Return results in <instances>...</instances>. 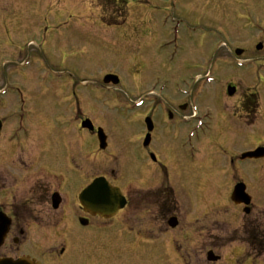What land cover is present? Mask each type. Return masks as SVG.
<instances>
[{"label": "flooded vegetation", "instance_id": "obj_1", "mask_svg": "<svg viewBox=\"0 0 264 264\" xmlns=\"http://www.w3.org/2000/svg\"><path fill=\"white\" fill-rule=\"evenodd\" d=\"M237 2L240 19L249 18L258 30V41L240 47V56H248L246 60L264 73V26L257 22L261 20L259 14L264 15V0ZM172 19L181 24L180 36L175 38L181 51L186 31L190 34L186 38H192L199 25H187L176 13ZM212 31L205 30L206 40L213 39L208 35ZM163 38L162 45L167 47L171 37L168 39L165 33ZM214 42L202 43L203 51L198 48L206 54L205 63L229 61L240 49L231 46L227 38L223 43ZM21 43L20 38L13 43L20 48L18 57L24 55L27 47ZM33 52L26 59L32 60ZM231 83L214 90L224 101L226 114L232 117L230 122H234L236 130L247 123L240 120V108L242 116L255 120L254 125L261 108L258 92L248 87L230 107L227 98L237 97L241 88L237 86L236 93L229 96ZM171 94L162 109L155 107L151 113L154 130L158 126L168 128L171 141L161 149L155 146L154 130L149 144L144 142L146 132L133 136V142L124 140V164L128 162V166L120 171L111 170L109 181L120 188L127 204L107 217L94 213L81 200V193L100 176L96 161L92 163L96 169L92 174L82 165V146H65L60 141L62 147L56 149L45 137L54 126L46 130L42 127V123L49 122H42L41 107L33 108L31 97L29 102L18 101L13 107L0 103V262L25 259L33 264H154L159 257H167L171 264H228L224 256L225 263L203 259L206 253L208 259L210 251L216 254L219 246L228 243L231 251L241 249L243 253L234 264H264V211L255 212L257 207L252 203V211L239 225L241 231L229 234L226 244L219 238L215 216L201 220L198 213L202 204L206 217L209 216L208 205L215 200L208 201L204 195L206 189L215 185H227L225 201H231L234 187L244 180L239 177L244 171L243 153L213 155L210 136L220 131L216 111L198 106L195 112L193 97ZM82 98L80 94L77 103L67 107L76 125L88 118L84 109L94 105ZM206 109L211 111L210 124L204 121ZM159 114L162 118L157 119ZM200 120L203 127L195 132L193 127ZM93 154L97 155L95 151Z\"/></svg>", "mask_w": 264, "mask_h": 264}, {"label": "rangeland", "instance_id": "obj_2", "mask_svg": "<svg viewBox=\"0 0 264 264\" xmlns=\"http://www.w3.org/2000/svg\"><path fill=\"white\" fill-rule=\"evenodd\" d=\"M118 1L0 0V90L7 91L0 93V103L13 107L18 101L29 102L31 97L32 107H41L42 122H49L42 123V127L46 130L48 126H54L52 132L45 136L48 141H53L55 145L54 141L58 139L67 146L72 141L75 144L80 137L82 165L88 174L96 172L92 165L94 157L91 156L95 151L98 154L97 173L108 178L112 176L111 170L120 171L122 167L128 166V162L124 164V152L127 149L124 139L133 142L134 135L136 138L139 133L146 131L144 119L151 115L152 100L154 97L159 99L163 92L162 100L165 102L171 98V93L181 90L193 92L189 97H193L194 104L200 109L207 107L216 111L220 131L210 136L209 149L213 155L216 153L223 157V152L235 155L253 150L259 145L264 146V117H261L264 114V74H257V67L249 70L233 66V70L231 67L230 70L228 67L231 63L235 64L237 59L246 60L248 56H236L229 61L210 62L206 65V54H202L201 44L208 45V42L212 43L215 39L206 40L204 32H198L187 39L190 34L186 31L184 49L178 53H174L170 47H161L168 30L160 28V21L169 10L167 8L172 7V1L177 5L176 14L184 18L187 25L213 29L217 37L227 38L233 47L256 43L258 30L248 23V20L251 21L249 18L240 19L237 0H129L128 7H125L123 0ZM127 15L126 24L107 26ZM259 16L261 20L257 22L264 26V15ZM17 36L23 46L27 44L22 57H18L20 48L13 44L18 43ZM199 46L202 51H198ZM31 51H35L32 53V61L24 69V62ZM190 61L194 62L189 64ZM114 71L122 77V83L106 93L101 89L104 84L102 78ZM207 72L212 74L211 78L201 81V74ZM197 76H200L198 83L195 82ZM81 81L91 85L89 90L82 89L85 84ZM231 82L241 88L237 97L232 100L227 98L230 107L240 100L239 95L248 87L258 92L261 112H257L254 125L255 120L242 116L240 108V120L247 122V125L236 130L234 122H230L232 117L226 114L225 103L214 90ZM150 91L153 93L148 94ZM195 93L201 96L199 101ZM80 94L89 103L93 100L94 105L84 109L83 114L109 134L112 139L110 149L102 152L98 145L99 153L96 143L94 145L93 141L88 140L89 146L82 141V135L86 139L91 136L87 132L81 135L77 125L72 122L71 113L67 111V107L70 109L73 103H77ZM143 95L147 98V104H150L136 110L133 102ZM160 118L161 114L157 119ZM154 131L155 146L160 149L164 145L167 147L171 141L170 130L158 126ZM58 140L57 149L62 147ZM129 147L133 150L132 146ZM115 154L119 159L115 158ZM243 167L244 171L239 177L247 182L248 191L255 198V212L264 211V160H246ZM228 178L230 181V175ZM225 188L215 185L212 189H206L204 199L215 202L208 205V217L202 204L198 206V213L201 220L215 216L219 222V238L226 244L229 234L241 231L239 225L245 215L243 208L237 207L232 201H225ZM230 246L227 243L216 250V254L222 256L220 262L225 263L224 256L228 264H234L243 255L241 249L231 251ZM206 254L203 257L205 260ZM154 264L171 262H168L167 257H159Z\"/></svg>", "mask_w": 264, "mask_h": 264}, {"label": "water", "instance_id": "obj_3", "mask_svg": "<svg viewBox=\"0 0 264 264\" xmlns=\"http://www.w3.org/2000/svg\"><path fill=\"white\" fill-rule=\"evenodd\" d=\"M113 79V83L118 84V77L114 75H110L106 77L105 82L108 83L110 80ZM235 92V88L232 87L229 90V94L232 95ZM85 127L90 128L92 130L94 128L93 124L91 122H85L83 123ZM99 138H100V144L102 148H105L107 146L106 144V134H104L103 130H99L98 132ZM251 156H258V157H263L264 156V149L260 148L257 149L254 153L250 154ZM245 191L246 187L243 184H239L236 187V190L234 192L233 198L237 202L244 201L245 198ZM82 199L84 203H90L93 206H97V211H105L108 212L109 214H112L113 212L116 211V208H113L116 204V201L120 198L118 192L113 190L110 184L106 181L104 178H98L95 180V182L88 187L85 192L82 194ZM250 199L246 200V203ZM213 260H217L216 258H212ZM0 264H30L27 261H19V262H12V261H3Z\"/></svg>", "mask_w": 264, "mask_h": 264}]
</instances>
